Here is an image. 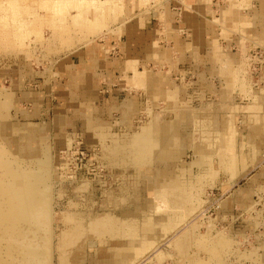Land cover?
<instances>
[{"label": "rangeland", "instance_id": "rangeland-1", "mask_svg": "<svg viewBox=\"0 0 264 264\" xmlns=\"http://www.w3.org/2000/svg\"><path fill=\"white\" fill-rule=\"evenodd\" d=\"M151 1L158 3L161 0L138 2L141 6H145ZM213 2L216 15L219 17L221 7L228 5V2L227 0H213ZM173 8L178 11L180 18L183 13L181 6L177 4ZM133 14L125 0H0V70H5V73L1 74L0 89L11 91L13 100L15 95L18 99L17 108L10 109V118L7 119L10 128L7 129V134H17L15 129L25 124L41 126V130L49 135L47 142L54 163H57L56 179L54 177L52 188L53 264H59L58 246L62 231L69 229V224L64 221V214H72L83 223H88L90 215L107 212L109 215H120L128 220H135L139 230L147 218L155 217L154 212L145 208L146 204H150L149 190L152 189L145 183L149 175L145 174L142 168L138 169L131 163L125 164L124 159L129 162V158L125 156H121L122 162L116 164L117 156L113 155V152L121 141L132 139L153 115L161 118V121H175L177 114L183 111L187 117L193 113L198 114L199 118H203L206 114H225L232 122L234 120L232 125L236 135L238 172L236 176L231 177L229 171H219L213 182L203 186V190L200 189L204 197L202 196V202L199 201L201 203L195 204L197 208L193 207L194 210L192 209L190 213L188 211L192 206L188 204L187 215L185 208H182L184 217L177 232L167 233L156 240L154 245L134 251L131 264L132 262L133 264L142 262L193 264L192 259L197 261L202 258L205 264H215L206 258H209L210 250L204 243L210 244L221 234V231L227 234L232 242V245L224 251V261L221 264H264V144L256 154L254 147L249 143V133L253 132L252 126L256 116L264 115V109L259 106L261 99L255 94L256 90L264 89V46L255 44L254 48H251L249 44L251 66L248 68V73L251 75L248 77L253 82L248 92L242 93L239 89L234 91L230 103L238 105L236 108L222 107L224 102L221 100V90L225 86V80L220 74L211 70L213 64L209 57L210 48L201 50L198 59H195L190 51H186L183 56L173 55L171 62L158 64L152 59L143 58L140 46H135L132 51L139 57L137 67L140 70L146 68L152 72L165 71L170 80L169 85H175V91L155 100L153 89L141 84H131L127 80L133 71L124 69L123 62L128 60V55L121 49L126 38L123 34L117 39L116 37L110 39L107 61L113 64L106 65L105 61H100V66L96 67L100 79L94 96L86 90L81 91L85 79L80 81L77 88L71 87L70 75L74 70V72L81 70L78 64L72 67L79 62H75L78 60L75 54L80 50L84 51L90 39L99 45L106 44L105 36L114 32ZM72 15L77 19V23H81L83 19H93L98 31L90 33L91 28L89 27L88 31L86 27L81 32L72 25ZM155 22L156 19H153V22H150L151 26ZM68 24L72 26L71 45L55 42V34ZM190 32L187 28H183L182 37L187 41H191ZM237 40L238 36L229 43L222 36L219 38L221 44L228 46L233 54L240 52ZM160 45L164 49L173 47L174 43L172 40L167 41L163 35ZM116 61L118 64H114ZM15 75L21 83L19 87L14 85ZM204 81L210 84L209 88L202 86ZM177 85L183 88L180 97H177ZM23 92L30 93L34 97L40 95L39 104L36 105L32 98L22 97ZM72 98L75 100L72 101ZM132 101L137 102L139 109L127 119L125 106ZM82 102L91 103L97 118L107 122L108 129L112 133L106 142L108 153L103 151L102 143L93 138V130L88 128L90 122L86 126L83 115L76 113V104ZM29 112L32 115L28 114ZM59 114L66 116L65 125H60L62 121L59 120L61 118L58 117ZM261 124H264V117ZM192 127V124H189L180 131L183 135L195 137L196 140L193 142L200 143V139H197L199 134L194 132ZM199 127L202 133L208 130L205 124ZM192 132H194L193 136ZM219 133L221 134L222 131ZM219 133L215 134L217 137L215 140H207L198 146L212 142L213 144L207 145L210 146L211 151L216 152L221 143ZM191 140L189 144L192 143ZM59 142L63 144L65 142V145ZM243 142L245 144L242 146ZM178 144L180 146H162L158 149L156 156L163 157L154 162L152 165L154 169L166 168L169 174L175 177H177L175 173H179L180 169L183 172L182 176L189 180H196L197 177L204 175L209 168L206 163V153L201 150L195 152L192 146L186 145L185 152L181 156L179 153L182 143L179 141ZM104 153L109 155L112 162L104 156ZM57 154L59 160L55 158ZM213 159L215 160L213 164L217 166L218 156L214 155ZM84 183H87L86 188L80 189L79 187ZM142 206L145 208L144 211L139 210ZM165 207L169 210L167 206ZM139 234L140 239L143 234L142 232ZM187 234L185 239L190 238V234L193 240L202 241L205 238L201 242L204 246L197 244L198 241L191 240V242L189 239L187 244L190 247L186 245L182 254L181 249L176 248L175 241ZM91 237L93 236L89 238ZM206 238L210 242L206 241ZM124 239L117 241L126 242L127 238ZM119 245L116 246L120 247ZM85 248L87 255L82 264L102 263L99 260H92L93 254L100 258L99 252L105 251L106 247L94 253L86 246ZM110 249L116 250V247ZM161 255L164 262L158 263L155 259Z\"/></svg>", "mask_w": 264, "mask_h": 264}, {"label": "bare ground", "instance_id": "bare-ground-1", "mask_svg": "<svg viewBox=\"0 0 264 264\" xmlns=\"http://www.w3.org/2000/svg\"><path fill=\"white\" fill-rule=\"evenodd\" d=\"M71 27L70 24L66 25L55 34L54 38L69 35ZM4 71L0 70V78L1 74L5 73ZM13 81L15 87L21 85L16 75ZM23 93L22 97L32 98L36 105L39 104L40 95L34 97L30 93ZM11 96V91L0 89V264H53L52 188L56 179L57 163H54V158L51 156L50 145L47 142L49 135L41 130V126L25 124L15 129L17 134H7V129L10 128L7 122L10 118V109L17 108L18 102L16 95L14 100ZM28 114L32 115L31 112ZM160 119L153 115L152 119L144 124L132 139L121 141L113 152V155L117 156L116 164H120L121 156H125L129 158V163L138 169L142 168L143 172L149 175L145 183L152 189L149 190L150 204H146L145 208L154 212L155 217L147 218L139 230V225L135 220H128L120 215H109L107 212L90 215L88 223H83L81 219L72 214H64L63 218L69 224V229L62 231L58 246L59 264H82L87 255L85 246L93 253L106 247L105 251H109L108 257L102 260L101 264H129V261L131 264L134 251L154 245L156 240L161 239L167 233L177 232L184 217L182 208H185L186 212L187 205L191 204L192 208L188 211L190 212L197 202H202L203 195L200 191L203 190V186L213 182L219 171H229L231 177L236 176L238 171L235 151L236 135H234L232 125L234 120L232 122L231 119H227L222 133L218 132L220 147L216 153L207 155L206 163L209 165L207 172L197 177L196 180H189L182 176L183 172L180 169L179 173H175L177 175L175 177L173 174L170 175L166 168L154 169L152 166L154 162L163 157L162 155L156 156L159 148L176 146L179 140L177 121H161ZM96 124L98 125L95 127V124L91 122L89 128L102 143L103 151L108 153L106 142L110 138L109 127L103 121ZM249 134V143L252 145L253 132ZM59 144L62 145L63 142ZM207 144L211 145V142ZM207 144L198 146V143L192 142L191 145L195 152L201 150L207 154L210 150ZM244 144L243 142L242 146ZM214 155L218 156L217 166L213 164ZM55 158L59 160V155L57 154ZM125 162H127L126 159H124ZM244 166H246L245 163ZM227 185H229L228 182ZM86 186L87 183H84L79 188L83 189ZM156 199L159 201L154 202L153 200ZM165 206L169 210H166ZM145 208L142 206L139 210L144 211ZM139 232L143 234L140 239L138 238ZM90 236L93 237L89 238ZM185 236L188 234L175 241L176 248L179 247L182 254L183 249L189 246L188 240L194 239L191 234L188 239L187 237L185 239ZM124 237L127 241L119 245L120 247L113 244L119 239L125 240ZM203 240L197 239L193 242L198 241L197 244L209 247V258H206L215 264H221L224 261V251L232 245L231 239L221 231V234L210 244L204 243L203 245L201 243ZM206 241L209 240L206 238ZM113 247H116V250L110 249ZM186 251L189 250L186 248ZM163 259L161 255L155 260L160 263V261L164 262ZM202 259L190 260L193 264H205Z\"/></svg>", "mask_w": 264, "mask_h": 264}, {"label": "crops", "instance_id": "crops-1", "mask_svg": "<svg viewBox=\"0 0 264 264\" xmlns=\"http://www.w3.org/2000/svg\"><path fill=\"white\" fill-rule=\"evenodd\" d=\"M125 1L128 2L129 10L134 14L114 32L105 36L107 37L106 44L99 45L96 41H91L90 39L86 43V49L84 51L80 50L81 53L79 52V55L75 54V57L78 59L75 62H79L73 64L72 67L78 64L81 70L74 72L75 70L73 69V74L70 75L71 87L77 88L80 85V81L85 79V83L82 84L84 88L81 91L86 90L90 95L94 96L95 88L99 82L98 79H100V74L96 73V67L100 66V61H105L106 65L113 64L107 61L110 39L112 37H116L117 39L123 34L126 38L121 49L128 55V60L123 62L124 69H131L133 71V74L127 80L131 84H141L145 85L148 89H153L155 100L175 91V85H169L168 81L170 80L165 71L152 72L146 68L140 70L137 67L139 57L132 51L135 46H140V49L143 51V58L152 59L158 64L167 63V61L171 62L173 55L178 54L183 56L186 51H190L193 57L198 59L201 50L210 48L209 57L213 64L211 70L220 74L225 80V86L221 90V100L224 102L223 108H236L238 106L230 103L235 90L239 89L242 93L251 90L253 80L248 77L251 75L248 73V68L251 66L249 61L251 57L248 54L249 44L251 48H254L255 44L264 46V0H227L228 5L221 7L219 17H217L216 10L213 7V0H161L158 3L151 1V3L145 6H141V3L138 2L139 0ZM177 4L181 6L183 12L180 18H178V11L173 8ZM155 12L156 16L154 15ZM71 18L72 25L76 26L81 32L86 27L88 31L90 30L89 27L91 28L90 33L98 31L97 25L91 18L83 19L84 21L81 23H77V19L73 15ZM153 19H156V22L151 26L150 22H153ZM183 28L191 31L189 33L192 37L191 41H187L182 37ZM163 35L167 41L172 40L174 43L173 47L162 49L160 39ZM220 36L225 38L228 43L238 36L236 42L239 45V54L231 53L227 48L228 46L221 44V41H219ZM71 37L72 28L69 35L54 38V41L71 45ZM114 64H118V61L114 62ZM82 70L83 72H81ZM202 86L209 88L210 84L204 81ZM182 92L183 88L177 85V97H180ZM255 94L260 97L261 103H259V106L264 109V89H261V91L256 90ZM74 100L75 98H72V101ZM138 109L139 106L136 101L129 102L125 106V117L128 119ZM75 110L77 114L83 115L86 126L89 122L90 124L93 122L96 127L98 125L96 123L102 121L97 118L96 111L89 102L76 104ZM59 116L61 117L59 120L62 121L60 125H65L66 116L64 114H59ZM262 117L264 115H257L253 124L252 146L256 154L259 152L260 146L264 144V124H261ZM227 119L229 117H226L225 114H206L203 118H199L196 113L187 117L184 111L177 114V120H175L177 121V137L179 139L178 142L182 143L179 155L182 156L185 152L186 145L192 146V143L189 144L190 139H192V142L196 140L195 137L193 138L190 135H183L180 131L182 128H187V125L192 124L193 131L199 134L197 139L201 141L197 143L202 144L207 140H215V134L222 131L223 124ZM204 124L205 128H208L206 133L199 131V126ZM194 132H192V136ZM90 133L92 134V132ZM109 135H112L110 131ZM92 136L98 140L93 134ZM59 138L61 139V137ZM211 144L213 143L211 142ZM177 146L180 145L178 144ZM215 147H217L216 144ZM215 147L213 148L214 151H216ZM209 153L216 152L209 150L206 155ZM104 156L112 162L108 154L105 155L104 153ZM127 163L129 162H125V164ZM113 244L122 245L123 242L114 241ZM108 253L109 251L99 252L100 258L93 254L94 257L91 259L102 261L108 257Z\"/></svg>", "mask_w": 264, "mask_h": 264}, {"label": "water", "instance_id": "water-1", "mask_svg": "<svg viewBox=\"0 0 264 264\" xmlns=\"http://www.w3.org/2000/svg\"><path fill=\"white\" fill-rule=\"evenodd\" d=\"M154 15L156 16V12L154 13Z\"/></svg>", "mask_w": 264, "mask_h": 264}]
</instances>
